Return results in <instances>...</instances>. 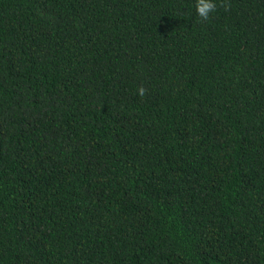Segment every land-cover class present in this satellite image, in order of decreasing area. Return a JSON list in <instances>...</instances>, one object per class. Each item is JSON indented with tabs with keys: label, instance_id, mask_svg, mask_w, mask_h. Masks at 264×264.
I'll list each match as a JSON object with an SVG mask.
<instances>
[{
	"label": "trees",
	"instance_id": "trees-1",
	"mask_svg": "<svg viewBox=\"0 0 264 264\" xmlns=\"http://www.w3.org/2000/svg\"><path fill=\"white\" fill-rule=\"evenodd\" d=\"M215 3L0 0V264H264V0Z\"/></svg>",
	"mask_w": 264,
	"mask_h": 264
},
{
	"label": "clouds",
	"instance_id": "clouds-1",
	"mask_svg": "<svg viewBox=\"0 0 264 264\" xmlns=\"http://www.w3.org/2000/svg\"><path fill=\"white\" fill-rule=\"evenodd\" d=\"M216 8L215 0H195V11L197 15L207 20L209 18V14ZM137 92L140 95H143L144 89L143 87H138Z\"/></svg>",
	"mask_w": 264,
	"mask_h": 264
}]
</instances>
